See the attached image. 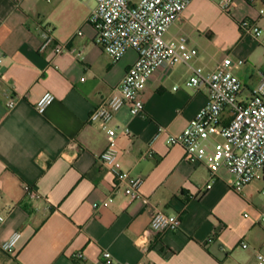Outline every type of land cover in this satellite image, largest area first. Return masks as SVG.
Wrapping results in <instances>:
<instances>
[{"label":"crops","instance_id":"0c3cea01","mask_svg":"<svg viewBox=\"0 0 264 264\" xmlns=\"http://www.w3.org/2000/svg\"><path fill=\"white\" fill-rule=\"evenodd\" d=\"M221 1L192 0L166 38L186 39L199 56L150 78L144 116L125 105L109 124L118 134L123 167L145 180L142 193L150 201L144 206L115 190V178L100 162L104 124L89 119L111 98L137 52L114 61L100 47L89 22L95 0H0V212L6 217L0 264H252L264 253L262 181L238 194L228 168L212 178L207 165L186 161L183 147L167 145L165 136L155 139L160 127L181 134L207 105V87L186 86L193 68L207 74L227 55L243 60L242 99L264 74L263 47L240 30L246 19L264 28V0H232L231 14L222 13ZM41 25L56 36L44 51ZM233 26L236 37L224 42L232 49L215 47ZM59 45L66 49L61 55ZM47 92L55 101L40 114L36 102ZM9 99L17 104L12 109ZM100 203L106 205L96 208ZM159 211L178 214L180 229L146 236ZM15 232L22 238L7 254L1 244Z\"/></svg>","mask_w":264,"mask_h":264},{"label":"built area","instance_id":"2783aa9c","mask_svg":"<svg viewBox=\"0 0 264 264\" xmlns=\"http://www.w3.org/2000/svg\"><path fill=\"white\" fill-rule=\"evenodd\" d=\"M255 4L260 0H245ZM96 7L89 17V22L98 32L97 43L114 61L120 60L128 50L138 54L136 62L128 69L111 98L96 107L89 119L90 122H102L107 133V146L100 155V162L115 178V190L121 191L130 200H139L144 206L149 201L143 196L145 180L132 175L120 162L118 134L109 127L115 114L128 106L134 116H144L145 106L143 92L150 78L163 68H174L179 64L190 65L200 52L190 47L184 38L169 40L166 34L171 26L181 18L192 0H95ZM222 12L231 14L232 0L220 2ZM264 19V7L259 9ZM241 34L259 43L264 49V28L256 20L246 19L240 23ZM41 38V51L46 50L56 40L54 29L48 25L38 28ZM216 43V42H215ZM66 49L57 46L55 51L61 55ZM2 60L0 59V64ZM244 61L232 55L224 57L216 69L205 74L200 68H193V76L187 81L188 88L205 86L209 90L207 105L190 121L181 134H172L164 127L159 128L160 136L166 137L169 146H180L185 149L186 161L207 165L212 178L220 168H228L234 176V190L243 194L245 189L255 181H262L264 186V74L256 87L251 90L250 98L242 99L244 84L239 72ZM175 90L178 87L174 88ZM55 101L52 93L41 95L36 102V109L44 114ZM7 107L14 108L15 100L9 99ZM151 153L142 156L148 159ZM26 191L33 197H39L29 187ZM207 188H211L208 185ZM264 197V187L262 190ZM110 197L108 202H112ZM106 203L96 204V208ZM6 217L0 212V227ZM182 224L178 214L164 211L156 212L152 218L146 236L152 233L176 231ZM264 228V211L260 217ZM22 238L20 232L13 233L1 244L2 250L13 254ZM243 248H247L246 244ZM146 250V248H145ZM111 258L110 252L103 254ZM76 258L83 260V254ZM252 264H264V253H258Z\"/></svg>","mask_w":264,"mask_h":264},{"label":"rangeland","instance_id":"374dc122","mask_svg":"<svg viewBox=\"0 0 264 264\" xmlns=\"http://www.w3.org/2000/svg\"><path fill=\"white\" fill-rule=\"evenodd\" d=\"M230 26H231V24H230ZM229 31H230V33H229L228 37H224V36L223 37H221V36L218 37L219 45H214L215 47H218V48H220L223 51H229L228 49H230L231 47L229 48V46H227V44H224V42L226 41L228 43L230 41H233L234 38L237 35V32H238L236 27H234V26H233V29L229 28Z\"/></svg>","mask_w":264,"mask_h":264}]
</instances>
